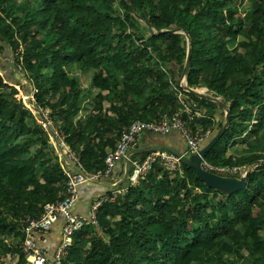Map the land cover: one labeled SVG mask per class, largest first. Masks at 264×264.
Here are the masks:
<instances>
[{
  "label": "trees",
  "instance_id": "trees-1",
  "mask_svg": "<svg viewBox=\"0 0 264 264\" xmlns=\"http://www.w3.org/2000/svg\"><path fill=\"white\" fill-rule=\"evenodd\" d=\"M242 3L0 0V264L11 254L16 264L27 263L24 218L63 199L68 183L48 133L7 86L6 66H23L37 108L51 110L83 169L96 172L125 126L183 111L171 84L179 87L185 68V32L192 54L188 86L221 98L183 90L203 112L194 130L213 133L223 126L218 111L231 115L205 161L252 168L247 187L218 190L186 164L182 173L156 164L101 203L98 224L73 236L61 264H264V0ZM195 214L203 217L194 222Z\"/></svg>",
  "mask_w": 264,
  "mask_h": 264
},
{
  "label": "built area",
  "instance_id": "built-area-1",
  "mask_svg": "<svg viewBox=\"0 0 264 264\" xmlns=\"http://www.w3.org/2000/svg\"><path fill=\"white\" fill-rule=\"evenodd\" d=\"M2 75V74H0ZM181 86V85H180ZM179 86V88H180ZM180 103L184 106L182 112L171 116H165L162 119L151 121L135 120L128 126H125L117 141L113 151L105 156V168L96 172H87L79 162L78 155L70 148L65 140V134L56 127L48 110L33 112L38 123L43 126L49 135L51 145L59 156V162L68 177L67 190L65 197L53 203L44 206V211L39 217L26 216L23 220L25 239L22 244V250L27 258L26 264H61L67 254L68 247L72 245L73 236L84 226L89 224H98L96 211L107 197L94 203L90 208L88 215L78 214L76 206L79 200V187L82 184L91 182H100L113 177V171L119 161L128 162L132 166L129 175L130 185H136L142 176L153 170L156 164H159L170 172L183 171V162L176 153L156 146L147 150H140L139 140L145 133L164 136L177 131L187 144L185 155L189 153H198L206 139L210 138L212 132L195 131L192 125L197 117H201L203 112L198 103L190 100L188 96L182 93L178 95ZM74 163L76 169H69L68 162ZM204 169L220 174L222 176L245 175L247 171L240 167L230 166H212L205 160L202 163ZM124 189L121 192H125ZM62 222L61 239L56 246L52 256L40 246L45 242V234L58 222Z\"/></svg>",
  "mask_w": 264,
  "mask_h": 264
},
{
  "label": "crops",
  "instance_id": "crops-1",
  "mask_svg": "<svg viewBox=\"0 0 264 264\" xmlns=\"http://www.w3.org/2000/svg\"><path fill=\"white\" fill-rule=\"evenodd\" d=\"M204 89L208 92L207 88ZM208 95L209 96H204L209 97L217 102H220L219 99H215V97H213L211 94ZM226 110L227 108H225L223 111L226 112ZM221 112L222 110L220 109L217 114V123L220 122L222 118ZM217 131L218 130L215 129L211 136L218 133ZM156 146H165L177 151H185L187 149V144L185 140L177 131L171 132L170 134L164 136H159L152 133H145L140 137L138 145L140 150H147ZM131 170L132 166L128 162L119 161L113 171L112 178L100 182L82 184L79 187V200L76 206V212L78 214L88 215L90 208L92 207L93 203H96V200L98 202L101 199L109 196L111 193L117 194L120 193L122 190L126 189V187L121 186V184L125 181L129 183V175L131 173ZM249 170L252 171V168ZM107 182L113 187H121V190L111 192L115 189L109 188ZM61 232L62 222L58 221L53 225V227L48 231V233L43 236L46 241H42L40 243V246L47 251L49 256H52V254L54 253L56 246L58 245L61 239Z\"/></svg>",
  "mask_w": 264,
  "mask_h": 264
},
{
  "label": "rangeland",
  "instance_id": "rangeland-1",
  "mask_svg": "<svg viewBox=\"0 0 264 264\" xmlns=\"http://www.w3.org/2000/svg\"><path fill=\"white\" fill-rule=\"evenodd\" d=\"M14 2L16 1V0H13ZM234 1H236V3L238 4V6H241L243 3V0H234ZM121 3L122 2V0H116V3ZM159 8L161 9V10H164V9H166L167 8V4L165 3V2H163L160 6H159ZM246 20H247V25H248V27H252V24H251V18H250V16L248 15V16H246ZM33 30H35V28L33 29ZM23 48H24V45H22L21 46V48H20V50L22 51L23 50ZM226 50V49H225ZM2 52H4L3 50H1L0 49V63H1V61L3 60V56H2ZM8 52H10L11 53V51H10V49H8ZM12 54V53H11ZM10 56H12V55H10ZM9 60V59H8ZM8 60H4V62H5V64H7L9 61ZM1 65V64H0ZM8 65V64H7ZM16 67V68H15ZM22 69H23V66L22 65H17V66H13V64L10 62V65H9V67L8 66H6V72H9L10 73V80L9 79H6L5 80V82H6V84H7V86H10V87H14L16 90H17V93H16V99L18 100V101H21L23 104H24V106L27 108V109H29L32 113L33 112H38L37 110H39V112H41V111H46V110H48L49 112H51V110L50 109H47V108H37V104H36V98H35V94H36V92H37V90L35 89V86H34V84H33V82L30 80V78L28 77V76H26V75H24L23 73H22ZM0 74H2L3 76H4V72L0 69ZM81 76V80H82V83H83V85H84V87L85 86H88L87 84H88V77H87V75L86 74H81L80 75ZM178 86H180V88L179 87H176L175 85H176V83H172L171 84V87L172 88H176V90L178 91V94H183V95H185V96H187L184 92H183V90H186L185 88H184V86H186L187 85V83H186V79L184 78V77H181L180 79H179V81H178ZM197 91H199V92H201V93H203V95H206V96H209L208 94H210L209 93V91L207 92L204 88H201V89H197ZM57 97H58V95H56L55 96V98H53L52 99V102H55L56 100H57ZM189 97V96H188ZM190 98V97H189ZM215 99H219L220 101H221V98H215ZM195 102V101H194ZM110 104L108 103V102H105V106H109ZM224 112V111H223ZM46 113H47V111H46ZM34 114V113H33ZM51 114V113H50ZM221 121H223V126H222V128L220 129V130H218L217 132H220L222 129H223V127H224V124H225V122H226V112H224L223 113V116H222V118H221ZM49 141H50V139H49ZM50 143H51V141H50ZM55 153H56V151H55ZM194 154H191V153H189L188 155H187V157H189V158H191L192 156H193ZM56 156L58 157V159H59V156H58V154L56 153ZM107 184H108V182H107ZM130 184V181H129V183L128 182H123L122 184H121V186H127V185H129ZM108 186H109V188H112V189H115V188H117V187H113L111 184H108ZM119 187V186H118ZM109 190V189H108ZM111 190V189H110ZM118 194V193H117ZM117 194H113L114 196L115 195H117ZM95 202H97V200L95 201ZM203 216H202V214H195V215H193V217H192V221H194V222H197V220H199L200 218H202ZM7 242L8 243H11L12 242V239L11 238H8V240H7ZM183 242H185V240H183ZM243 260V259H242ZM242 260L240 261V262H242ZM17 262V258L14 256V255H8L6 258H5V264H15Z\"/></svg>",
  "mask_w": 264,
  "mask_h": 264
},
{
  "label": "water",
  "instance_id": "water-1",
  "mask_svg": "<svg viewBox=\"0 0 264 264\" xmlns=\"http://www.w3.org/2000/svg\"><path fill=\"white\" fill-rule=\"evenodd\" d=\"M128 1H130V0H128ZM149 26H151V25L149 24ZM171 32H179V31L178 30H172ZM185 34H186L187 39H188V53H187V60H186V64H185V68H184L182 77H184L186 79V83H187V75H188L190 65H191L192 54H191L190 36L186 32H185ZM184 88L186 89V91H188L192 95L199 96V97L204 96L203 93L189 87L188 83L186 86H184ZM230 123H231L230 110L227 109L226 110V122L224 124L223 129L220 132L216 133L213 137L206 139L205 142L203 143L201 150L198 153L194 154L191 158L187 157L184 154L185 151H183V150L177 151V150H173V149H170L168 147H165V146H160V147L166 148V149L176 153L178 156H180L182 159V162L184 164L190 166L191 168H193L196 171L199 178L201 180H203L209 187H212V188H215L218 190H224L227 192L245 189L247 187V181H248V177L251 173V170H248L245 173V175H243L241 178H231V177H226V176H222L220 174L210 172V171L204 169L202 166V163L205 160L206 154L220 140V138L223 136V134L228 129Z\"/></svg>",
  "mask_w": 264,
  "mask_h": 264
}]
</instances>
